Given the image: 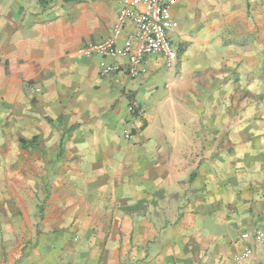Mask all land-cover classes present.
Wrapping results in <instances>:
<instances>
[{"label": "crops", "instance_id": "1", "mask_svg": "<svg viewBox=\"0 0 264 264\" xmlns=\"http://www.w3.org/2000/svg\"><path fill=\"white\" fill-rule=\"evenodd\" d=\"M220 1L176 0V68L131 79L78 54L123 0H0V167L32 220L8 264H264V0Z\"/></svg>", "mask_w": 264, "mask_h": 264}, {"label": "built area", "instance_id": "2", "mask_svg": "<svg viewBox=\"0 0 264 264\" xmlns=\"http://www.w3.org/2000/svg\"><path fill=\"white\" fill-rule=\"evenodd\" d=\"M176 0H123L116 24L112 33L97 42H88L78 48L82 57L99 55L102 57L101 74L109 75L113 72L125 70L131 79L141 77L147 71V58L161 55L165 58L168 71L176 68L179 52L170 37L175 21L172 16V6ZM131 26L127 36L123 38L125 30ZM109 58L125 59L121 64L108 63ZM31 91L40 92L35 85ZM140 108L137 101L130 102L129 109L135 113ZM132 133L128 132V137Z\"/></svg>", "mask_w": 264, "mask_h": 264}, {"label": "rangeland", "instance_id": "3", "mask_svg": "<svg viewBox=\"0 0 264 264\" xmlns=\"http://www.w3.org/2000/svg\"><path fill=\"white\" fill-rule=\"evenodd\" d=\"M216 1L221 3L220 0ZM250 8L251 5L248 4V9L244 10V15L249 18ZM233 9H236V5ZM263 63L264 60H261L262 67ZM22 174L0 167V259H5V262L0 264H8L6 259L10 253L9 246L25 240L31 232V213L27 209V201L23 198L26 193L25 186H15L8 182L10 178L23 177Z\"/></svg>", "mask_w": 264, "mask_h": 264}]
</instances>
